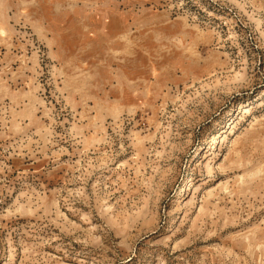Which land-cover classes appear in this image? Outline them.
Returning a JSON list of instances; mask_svg holds the SVG:
<instances>
[{
    "label": "rangeland",
    "instance_id": "obj_1",
    "mask_svg": "<svg viewBox=\"0 0 264 264\" xmlns=\"http://www.w3.org/2000/svg\"><path fill=\"white\" fill-rule=\"evenodd\" d=\"M0 264H264V0H0Z\"/></svg>",
    "mask_w": 264,
    "mask_h": 264
}]
</instances>
